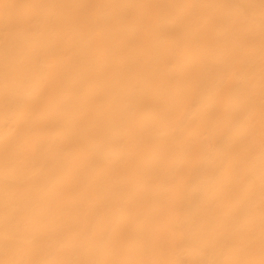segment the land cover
Segmentation results:
<instances>
[{"label": "bare ground", "instance_id": "6f19581e", "mask_svg": "<svg viewBox=\"0 0 264 264\" xmlns=\"http://www.w3.org/2000/svg\"><path fill=\"white\" fill-rule=\"evenodd\" d=\"M0 264H264V0H0Z\"/></svg>", "mask_w": 264, "mask_h": 264}]
</instances>
